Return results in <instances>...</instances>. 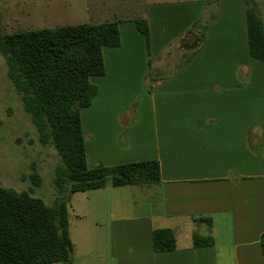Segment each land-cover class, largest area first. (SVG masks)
<instances>
[{
  "label": "crops",
  "instance_id": "1",
  "mask_svg": "<svg viewBox=\"0 0 264 264\" xmlns=\"http://www.w3.org/2000/svg\"><path fill=\"white\" fill-rule=\"evenodd\" d=\"M0 12L37 30L118 22L81 110L87 166L159 163L158 185L71 196L72 264H264V63L243 0H0ZM159 229L174 251H155Z\"/></svg>",
  "mask_w": 264,
  "mask_h": 264
},
{
  "label": "trees",
  "instance_id": "2",
  "mask_svg": "<svg viewBox=\"0 0 264 264\" xmlns=\"http://www.w3.org/2000/svg\"><path fill=\"white\" fill-rule=\"evenodd\" d=\"M250 55L264 63V24L255 0H243ZM138 30L148 39L145 20ZM0 54L8 78L20 96L25 112L37 129L42 145H53L64 168L55 170L54 183L61 200L48 206L30 191L0 186V264H72L74 246L69 233L67 205L77 192L106 187H144L161 183L157 161L115 167L88 168L81 110L89 108L97 94L91 77L105 75L104 47H118V22L81 24L54 29L1 32ZM34 187L41 179L30 175ZM158 253L174 251L177 240L171 230L153 233ZM196 247L213 245L212 237L194 236ZM264 253V235L262 237Z\"/></svg>",
  "mask_w": 264,
  "mask_h": 264
},
{
  "label": "rangeland",
  "instance_id": "3",
  "mask_svg": "<svg viewBox=\"0 0 264 264\" xmlns=\"http://www.w3.org/2000/svg\"><path fill=\"white\" fill-rule=\"evenodd\" d=\"M255 1L256 11L264 24V0ZM1 19V32L4 34L44 27L37 19L27 25L8 24L6 12ZM57 168H64L61 158L53 145L44 146L40 143L37 129L8 78L7 65L0 54V186L19 192L32 189V196L40 198L48 206H54L56 201L64 197L58 193L54 183ZM34 171L41 179L40 187H34L30 179ZM72 195H67L69 200ZM71 216L70 208L74 227L76 222Z\"/></svg>",
  "mask_w": 264,
  "mask_h": 264
}]
</instances>
